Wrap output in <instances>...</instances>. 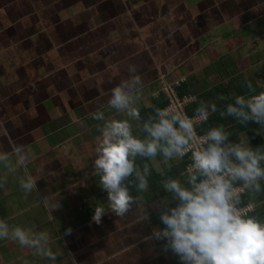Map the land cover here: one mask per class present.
Returning a JSON list of instances; mask_svg holds the SVG:
<instances>
[{
	"label": "crops",
	"instance_id": "0c3cea01",
	"mask_svg": "<svg viewBox=\"0 0 264 264\" xmlns=\"http://www.w3.org/2000/svg\"><path fill=\"white\" fill-rule=\"evenodd\" d=\"M120 1L134 9L0 0V264H212L214 249L196 254L203 232L175 251L171 232L152 223L162 210L136 228L135 216L110 224L124 218L120 200L135 196L109 173L130 139L150 137L142 112L159 94V73L184 77L195 96L246 80L264 109V0H149L141 10L147 0ZM250 146L259 178L245 185L233 166L264 223V159L254 167Z\"/></svg>",
	"mask_w": 264,
	"mask_h": 264
},
{
	"label": "trees",
	"instance_id": "16d2710c",
	"mask_svg": "<svg viewBox=\"0 0 264 264\" xmlns=\"http://www.w3.org/2000/svg\"><path fill=\"white\" fill-rule=\"evenodd\" d=\"M250 87L246 80L241 83L229 94H217L218 90H208L207 92L196 96V101L187 106V113L205 112L208 113L206 120L201 123L198 130L200 133L214 130V136L209 141L208 149H215L221 142L227 140L231 146L240 143L239 133L244 131L249 136L250 149L246 152L248 158L253 159V166L259 167L263 164L262 160L257 159L264 156V109L255 102L254 97L248 92ZM194 91L184 82L177 87V94L183 95L193 93ZM243 93H245L243 95ZM154 105L150 110L143 111L142 114L151 127L148 126L150 137H144L141 140L130 142L131 152L128 154L118 152L117 160L112 166L110 178L114 182L121 181L124 184V190H128L132 195H142L146 202L166 198L170 194L175 195L177 181L178 185L188 197L185 202L180 197H173L162 209V214L153 220L159 229L169 230L170 240H174L175 251L179 252L185 248V242L194 233L203 232L205 240L201 243V249L196 254L203 255L204 250L214 249L212 264H232L234 256L241 253L239 246L226 247L223 245V239L230 233L231 229H216L213 226L214 216L219 209L208 210L204 207L205 201L212 195V188L204 189L201 193L195 191V186L207 178V174L202 169L194 170L190 173L185 171L188 157L175 155L177 149L185 143V139L180 134L169 136L167 129L169 125L161 118L156 116L157 110L162 108L167 99L159 93L154 100ZM153 131V132H152ZM141 139V137H138ZM121 138V142L123 143ZM161 158L170 156L177 160L170 164L160 163V167L155 168L152 165V158ZM236 155L222 159L217 169L227 165H235ZM237 175L226 178V187L239 184ZM141 184H146L147 188L141 191ZM166 185L170 190L167 191ZM242 204L249 200L244 194L237 196ZM236 198V199H237ZM254 210L250 213L251 221H259L255 216ZM257 243L264 241V232L259 233L255 238ZM197 249H199L197 247ZM203 253V254H202ZM247 264V263H246Z\"/></svg>",
	"mask_w": 264,
	"mask_h": 264
},
{
	"label": "built area",
	"instance_id": "2783aa9c",
	"mask_svg": "<svg viewBox=\"0 0 264 264\" xmlns=\"http://www.w3.org/2000/svg\"><path fill=\"white\" fill-rule=\"evenodd\" d=\"M184 81L185 78L181 77L159 82L158 93L164 95L167 103L157 110L156 116L169 125V136L180 134L186 140L177 149L179 156L188 157L185 171L190 173L202 169L207 174L206 179L196 184L195 191L201 193L209 188L214 191L215 194L205 201L204 207L208 210L220 208L214 213L213 226L216 229H231L222 243L226 247L239 246L241 253L233 257L232 264H264V241L257 243L255 240L256 235L264 232V223L250 220L249 215L254 210V205L250 201L244 204L239 202L237 196L243 193L241 186L226 187V178L237 175V169L233 165H227L218 171V163L228 158V155L222 145L208 149L214 130L200 133L198 128L206 120V114L187 113V106L196 101V96L191 93L177 94V87Z\"/></svg>",
	"mask_w": 264,
	"mask_h": 264
},
{
	"label": "rangeland",
	"instance_id": "374dc122",
	"mask_svg": "<svg viewBox=\"0 0 264 264\" xmlns=\"http://www.w3.org/2000/svg\"><path fill=\"white\" fill-rule=\"evenodd\" d=\"M113 2H115V4H119V2H120V4L123 5L125 11H126V9L128 7H131V9H130L129 12H131V10L134 9L132 7L133 5L131 6L130 2H128V1H125L124 4L120 0H113ZM149 4H150V1L147 0L146 2L144 1L143 5L142 4L137 5V8L141 10L144 7V5H145L146 8H148L149 7ZM112 10H113V12L115 14L116 13V10L115 9H112ZM129 12H127V13H129ZM114 18L115 19H118L117 17H114ZM124 18H125V20L127 19L126 14H124ZM132 18H133V15L132 16H129L128 17V20H131ZM128 28L130 29L129 26H128ZM121 29H123V28H121ZM131 30H132V32H130V33H131V35L133 37L134 36H137V37L140 36V35L137 34L138 32H136V29L132 28ZM123 33H126V32H120L119 35H122ZM141 34L142 35H145L146 34V31H143ZM139 38H141V36ZM134 39H135V37H134ZM135 40L133 42H135ZM138 41L141 42L142 39H139ZM261 54H262V52H261V50H259V57H260V59L263 58ZM155 58H158V57L156 55H153V60ZM255 58H256V55L255 54H251L250 55V60H248V61L245 62V66L247 67V68L246 67L245 68L247 70L251 67V65L252 66L254 65V63L252 62V60H254ZM3 62L0 61V64H2ZM250 63H252V64H250ZM254 69H255V66H254V68H251L249 70H254ZM168 76L169 75H167V74L165 75L162 72V73L157 74V76L154 78V81L158 84L157 85L158 86V90L160 88V86H159L160 83L159 82L161 80H164L165 82H167V80H172V78H170ZM201 88H203V87H201ZM242 135H243L242 136V140H241V142L239 144L234 145V146H231L228 141H227L228 143L225 141V143L222 145V147H223V150L226 153V155H228V157H231V156H234V155H236V156L238 155V157L234 161L235 162L234 164H236V166L238 167V171L240 169V172L243 175H246V176H244L246 178L244 184L245 185H251V183L253 181H255L257 178H259V177H258V173L254 170V168L250 164V161L245 156V151L248 149V147L250 145V143H249L250 141L248 139V136L245 133H242ZM127 151H128V149H127ZM173 157L164 156V157L161 158V160H158L157 158L153 157L152 160H151V162H152L153 165H157V166H159L158 163H163V164H168L169 163L170 164L171 162L177 160L176 158H174V160H173ZM238 159H241L240 160V163L238 162ZM236 160H237V163H236ZM242 160H243V162H242ZM236 166H235V168L237 169ZM259 171H260V173H261V175H262V177L264 179V169H261ZM240 180H241V178H240ZM174 186H176V193H175V195L170 194L166 198H161L159 200H152L150 202H146L144 200V198H142V195L141 194H139L138 196H135L134 198L131 197V199L129 201H127L128 202L127 204H126V201L120 200L119 205H118V212H116V216L119 213L120 216H123L124 215L123 216L124 218H119V219L112 218L111 219V217H110V218L107 219V221L110 222V224L115 225L116 228H119V225H117V224H122L121 222H124L125 221L124 219L127 220V221H125L126 223H124V224H128V221L130 223V220L128 218H130L132 216H135V219L137 220V223H135L133 225H134V227L135 226L137 227L140 224L143 225V219L147 218L148 221L151 220L154 217L152 215V213L153 214H160V211L162 210V208H164V206L166 204H168L173 197H180L185 202L189 201L188 197L182 191V189L178 185V182L177 181L174 183ZM241 187L243 189V186L242 185H241ZM146 188H147L146 184H141V186L139 187V189L141 191H144ZM166 188H167V191L170 190L169 186H167V185H166ZM131 196H134V195H131ZM254 208H255V206H254ZM74 211H75V208L72 207L71 208V213H73ZM67 215H71V214H67ZM145 216H147V217H145ZM142 227H144V226H142ZM145 228H147L146 231H149L150 232V228L149 227L145 226ZM194 234L196 236L198 233H194ZM195 236H194L193 240L195 242H197V240H198L197 238L198 237H195ZM202 236H204V235L203 234H200V237H202ZM169 241L172 242L174 240H172V239L170 240L169 239ZM167 255H170V254L167 253Z\"/></svg>",
	"mask_w": 264,
	"mask_h": 264
},
{
	"label": "clouds",
	"instance_id": "9594fccd",
	"mask_svg": "<svg viewBox=\"0 0 264 264\" xmlns=\"http://www.w3.org/2000/svg\"><path fill=\"white\" fill-rule=\"evenodd\" d=\"M175 155H176L178 158L181 157V156H179V155L177 154V151H176Z\"/></svg>",
	"mask_w": 264,
	"mask_h": 264
}]
</instances>
